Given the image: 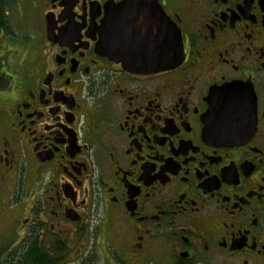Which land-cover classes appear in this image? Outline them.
<instances>
[{
	"label": "flooded vegetation",
	"instance_id": "af4514ba",
	"mask_svg": "<svg viewBox=\"0 0 264 264\" xmlns=\"http://www.w3.org/2000/svg\"><path fill=\"white\" fill-rule=\"evenodd\" d=\"M122 1L0 0L11 246L33 234L63 246L59 264H264V0H155L164 51L172 27L181 43L162 69L127 66L112 43ZM228 83L242 123L222 140L205 120Z\"/></svg>",
	"mask_w": 264,
	"mask_h": 264
},
{
	"label": "water",
	"instance_id": "95a60500",
	"mask_svg": "<svg viewBox=\"0 0 264 264\" xmlns=\"http://www.w3.org/2000/svg\"><path fill=\"white\" fill-rule=\"evenodd\" d=\"M139 1L124 0L114 8L116 16L113 22L115 28L112 24L114 28L112 43L124 45V58L129 67L162 69L177 64L181 49L177 30L172 27V37L169 36L168 41L169 50L165 52L163 37H159L161 30H164L166 26L160 7L158 5L154 6L155 0H151V4H148L145 8L139 7L137 4ZM146 1L149 2V0ZM123 12L129 15H123ZM141 12L150 13V16H146L149 17V21H144L143 17H140ZM106 26L107 23L103 22L100 27L102 38L105 35L103 29ZM143 26L148 28L145 33L141 32ZM154 28L157 30V34L153 31ZM168 30L170 31V28ZM100 46H102V43ZM111 53L119 57L117 48L111 50ZM115 59L118 60L119 58L116 57ZM240 99L241 87L234 83L224 84L210 90V105L205 122L211 133L216 131L215 128L220 129L221 132L216 134V137L222 140H231L236 137L234 136L236 132L234 134L233 132L242 121L231 112L234 108L231 101ZM217 114L220 115V118H218Z\"/></svg>",
	"mask_w": 264,
	"mask_h": 264
},
{
	"label": "trees",
	"instance_id": "16d2710c",
	"mask_svg": "<svg viewBox=\"0 0 264 264\" xmlns=\"http://www.w3.org/2000/svg\"><path fill=\"white\" fill-rule=\"evenodd\" d=\"M11 243H0V264H59L62 260L63 246L46 248L33 234L14 246Z\"/></svg>",
	"mask_w": 264,
	"mask_h": 264
},
{
	"label": "rangeland",
	"instance_id": "374dc122",
	"mask_svg": "<svg viewBox=\"0 0 264 264\" xmlns=\"http://www.w3.org/2000/svg\"><path fill=\"white\" fill-rule=\"evenodd\" d=\"M18 12L19 11L17 10L13 14L14 21H16V17L18 15ZM23 29H24V31L27 30V25L25 23H23V22H17L16 30L22 31ZM26 199L27 198H24V202H25ZM20 200H21V193L18 195V198H17V201H20ZM4 213L5 212L0 214V243L1 242H6V241L9 242L11 240V238H12V237L11 238L8 237L10 235V232L7 231L8 230V226H6L5 219L3 220V217H2V216L5 215ZM18 213H19V211H17V213L12 215V216H14V217L18 216L19 220H21L23 215L21 213L20 214H18ZM19 234H21V230H19V231L17 230L16 234L13 233L15 239H17ZM70 256H72V255H70ZM66 264H71V263H66Z\"/></svg>",
	"mask_w": 264,
	"mask_h": 264
}]
</instances>
